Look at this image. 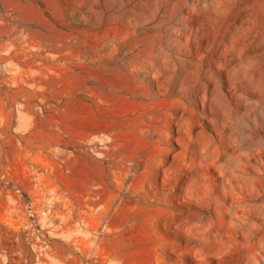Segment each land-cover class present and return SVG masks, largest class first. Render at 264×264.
I'll list each match as a JSON object with an SVG mask.
<instances>
[{"label": "rangeland", "instance_id": "rangeland-1", "mask_svg": "<svg viewBox=\"0 0 264 264\" xmlns=\"http://www.w3.org/2000/svg\"><path fill=\"white\" fill-rule=\"evenodd\" d=\"M0 264H264V0H0Z\"/></svg>", "mask_w": 264, "mask_h": 264}]
</instances>
